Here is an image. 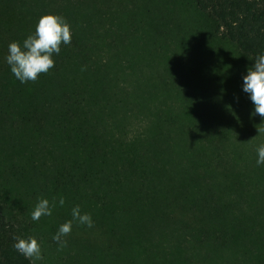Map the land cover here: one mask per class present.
<instances>
[{
  "label": "trees",
  "instance_id": "trees-1",
  "mask_svg": "<svg viewBox=\"0 0 264 264\" xmlns=\"http://www.w3.org/2000/svg\"><path fill=\"white\" fill-rule=\"evenodd\" d=\"M194 2L214 33L253 62L264 52V0ZM81 11L78 0H0V54L6 40L22 42L33 33L44 14L60 15L70 25L78 22L71 43L62 44L54 57V67L37 79V99L41 93L48 99L36 118L50 113L49 134L63 146L55 187L63 188L69 200L80 192L89 208L93 198L110 212L108 221L98 212L111 255L102 264H264V165L257 166V158L224 155L223 130L216 140L181 145L183 156L174 158L170 134H191L196 125L189 121L190 104H206L209 97L187 79L173 92L172 70L152 86L168 85L183 109L165 113L160 125L131 130L129 110L142 95L134 97L124 88L130 76L125 60L118 67L104 59L114 40L103 49L92 30L80 31ZM3 66L0 58V70ZM205 108L198 109L199 117ZM20 114L31 119L22 108ZM180 116L186 124L181 125ZM19 237L18 223L0 201V264H29L13 248Z\"/></svg>",
  "mask_w": 264,
  "mask_h": 264
},
{
  "label": "rangeland",
  "instance_id": "rangeland-1",
  "mask_svg": "<svg viewBox=\"0 0 264 264\" xmlns=\"http://www.w3.org/2000/svg\"><path fill=\"white\" fill-rule=\"evenodd\" d=\"M104 1L78 0L82 9L78 19L83 24L80 31L92 30L94 41L96 39L103 49L114 40L116 44L108 49L110 54H105L104 59L114 61L118 67L124 65L125 60L130 76L128 83L123 82L124 88L128 92L132 90L134 97L142 95L135 98L133 110H129L130 129L160 125L165 113H179L183 109L184 104L171 94L168 85L152 86L172 70L176 79L173 92L187 79L196 92L209 97L206 104L198 105L195 101L190 104L189 121L196 125L191 134L180 128L178 131L182 132H176L174 137L173 132L170 134V142L175 146L174 158L183 156L181 145L216 140L221 135L217 134L220 130H223V141L228 147L223 151L224 155L240 160L257 158L256 149L264 143V131L258 135V128L264 129V120L253 114L254 105L242 90L243 76L253 65L252 59L234 43L214 33L213 26L194 0H108L107 6ZM77 23H72L71 29L76 30ZM8 44L6 40L5 50L0 54L4 65L0 70L2 210L18 223L22 237L35 236L41 243L43 260L39 264H102L103 260L109 261L111 255L106 247V233L99 227L98 212L107 215V221L110 212L93 198L89 199V208L76 190L71 191L76 193H72L74 199L69 200L64 189L52 183L58 173L63 146L59 139L49 134L52 129L50 113L44 111L43 116L36 118L48 93H41L37 99V80L20 83L12 75L5 61ZM169 95H173L172 99ZM200 107H206L201 117ZM21 108L30 120L22 119ZM36 119L39 129L35 125ZM180 121L181 125L186 124L184 117L181 119L180 116ZM131 130L128 134L133 133ZM208 150H202V154ZM60 197L65 200L63 206L58 204ZM38 198H47L50 203L55 198L57 204L51 216H42L33 222L30 213ZM76 205L82 213L91 214L94 225L87 228L73 222L66 237L67 246L58 250L52 235L59 225L71 219V209ZM31 224L35 225L34 230Z\"/></svg>",
  "mask_w": 264,
  "mask_h": 264
},
{
  "label": "clouds",
  "instance_id": "clouds-1",
  "mask_svg": "<svg viewBox=\"0 0 264 264\" xmlns=\"http://www.w3.org/2000/svg\"><path fill=\"white\" fill-rule=\"evenodd\" d=\"M71 39V25L66 18L54 13L44 14L38 18L33 33L22 42L13 41L8 44L5 61L12 75L20 83L34 82L40 74L48 73L54 67V57L59 55L61 45H69ZM242 90L248 94L254 105L253 114L259 115L264 120V52L259 53L253 65L247 69L246 75L243 76ZM262 131L264 129L258 128V135ZM256 153L257 166L264 165V143L258 145ZM64 203V198L60 197L58 204L63 206ZM56 204L55 198L51 203L47 198H38L30 213L31 220L36 222L42 216H51ZM73 222L87 228H92L94 225L90 213H82L79 205L72 207L71 219L59 225L52 235L58 250L67 246L66 237L72 230ZM13 248L28 260L29 264H39L43 260L41 243L35 236L16 238Z\"/></svg>",
  "mask_w": 264,
  "mask_h": 264
}]
</instances>
